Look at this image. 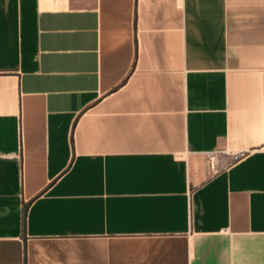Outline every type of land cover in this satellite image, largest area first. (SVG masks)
Segmentation results:
<instances>
[{"label": "crops", "instance_id": "obj_1", "mask_svg": "<svg viewBox=\"0 0 264 264\" xmlns=\"http://www.w3.org/2000/svg\"><path fill=\"white\" fill-rule=\"evenodd\" d=\"M0 264H264V0H0Z\"/></svg>", "mask_w": 264, "mask_h": 264}, {"label": "built area", "instance_id": "obj_2", "mask_svg": "<svg viewBox=\"0 0 264 264\" xmlns=\"http://www.w3.org/2000/svg\"><path fill=\"white\" fill-rule=\"evenodd\" d=\"M216 152H213V151H210V152H206L204 154L205 156V162H206V166L207 168L211 171V169L216 165ZM241 156V152H238V153H231V154H228V157L230 159V161H234L236 160L237 158H239Z\"/></svg>", "mask_w": 264, "mask_h": 264}]
</instances>
